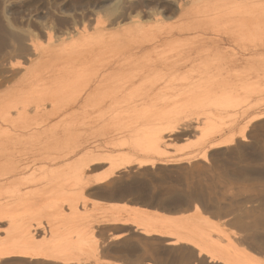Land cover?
<instances>
[{
	"label": "rangeland",
	"instance_id": "374dc122",
	"mask_svg": "<svg viewBox=\"0 0 264 264\" xmlns=\"http://www.w3.org/2000/svg\"><path fill=\"white\" fill-rule=\"evenodd\" d=\"M0 243L264 264V0H0Z\"/></svg>",
	"mask_w": 264,
	"mask_h": 264
},
{
	"label": "bare ground",
	"instance_id": "6f19581e",
	"mask_svg": "<svg viewBox=\"0 0 264 264\" xmlns=\"http://www.w3.org/2000/svg\"><path fill=\"white\" fill-rule=\"evenodd\" d=\"M132 49H138V50H143V49H150V47H145V46H141V45H135V46H132L130 48H124L125 51H131ZM117 61L119 62V60H111V59H107V60H104L103 61V67L108 69V68H112V67H115V64L117 63ZM118 64V63H117ZM125 204V203H124ZM129 206L130 209H132V211H140V212H143V213H147V214H151V212L144 208V207H140V206H135V205H131V204H127ZM153 212V211H152ZM154 213V212H153ZM178 242V241H176ZM81 250L83 252H87L89 250V246L85 243H81ZM9 249L7 251V249ZM243 249V248H242ZM218 250V247L216 245H213V246H208L206 248H202V250L199 252V254H201L202 252H206V253H209V254H214L216 251ZM247 252V254L249 256H252L254 258H259L260 256H257V254H255L254 252H251L249 250H245ZM22 252H25L23 250H20L17 248H10L8 245H6V243H0V255L4 256V254H8V255H12V254H22ZM25 254H27V252H25ZM225 259L226 257L223 256ZM227 260L229 262H232V259L230 257H227Z\"/></svg>",
	"mask_w": 264,
	"mask_h": 264
},
{
	"label": "crops",
	"instance_id": "0c3cea01",
	"mask_svg": "<svg viewBox=\"0 0 264 264\" xmlns=\"http://www.w3.org/2000/svg\"><path fill=\"white\" fill-rule=\"evenodd\" d=\"M256 254V253H255ZM258 256V255H257Z\"/></svg>",
	"mask_w": 264,
	"mask_h": 264
}]
</instances>
